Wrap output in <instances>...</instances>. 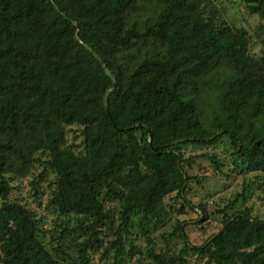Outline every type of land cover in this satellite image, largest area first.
Masks as SVG:
<instances>
[{"label":"trees","instance_id":"trees-1","mask_svg":"<svg viewBox=\"0 0 264 264\" xmlns=\"http://www.w3.org/2000/svg\"><path fill=\"white\" fill-rule=\"evenodd\" d=\"M243 1L264 19V0ZM258 30L255 59L212 0H0V264H93L102 227L114 230L112 264H124L131 228L147 235L167 220L165 198L186 192L183 144L225 136L246 171L264 173ZM215 75L208 128L201 100ZM49 174L50 240L33 209L10 199L28 176L38 197ZM190 250L206 264H264V218L235 210L201 246L151 256L189 264Z\"/></svg>","mask_w":264,"mask_h":264},{"label":"rangeland","instance_id":"rangeland-1","mask_svg":"<svg viewBox=\"0 0 264 264\" xmlns=\"http://www.w3.org/2000/svg\"><path fill=\"white\" fill-rule=\"evenodd\" d=\"M212 2L219 8L226 22L246 31L251 38L249 53L253 58H259L263 53V42L258 26L264 24V19L257 13H251L243 0ZM220 81L221 77L215 75L202 93L203 120L208 128L209 118L218 113L216 92L219 90ZM67 139L68 144L80 143L81 137L69 132ZM181 150L190 162L184 164V169L192 177L186 192L182 197L173 194L165 198L167 220L147 235H141L136 226L131 228L132 234L129 237L135 247H126L124 264H155L152 254H176L185 244L199 247L220 230L222 217L235 210L248 208L252 215L264 218V173L246 171L245 163L235 154V147L230 139L223 136L212 143H186L181 145ZM32 172L37 175L41 172V167L35 165ZM52 178L49 174L47 179L41 182L39 191L42 194L38 197L34 194L35 189L29 184L30 176L14 181L10 194L11 200H21L33 209L49 240V231L54 228L55 218L46 205L48 181ZM105 207L113 213L117 225L119 217L116 202L106 201ZM178 224L186 236L185 239L177 235ZM101 230V245L95 252L90 251L91 261L93 264H112L114 230H106L105 227ZM106 249H110L109 256H105L108 255L105 254ZM65 251L69 252L67 249ZM185 252L183 257L189 264H206L205 258L198 256L193 250Z\"/></svg>","mask_w":264,"mask_h":264},{"label":"water","instance_id":"water-1","mask_svg":"<svg viewBox=\"0 0 264 264\" xmlns=\"http://www.w3.org/2000/svg\"><path fill=\"white\" fill-rule=\"evenodd\" d=\"M51 1H52V0H51ZM57 10L59 11L58 8H57ZM104 102H106V100H105ZM105 111H106V113H108V109H107L106 103H105Z\"/></svg>","mask_w":264,"mask_h":264}]
</instances>
